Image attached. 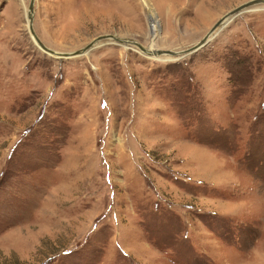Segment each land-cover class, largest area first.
Listing matches in <instances>:
<instances>
[{
    "label": "rangeland",
    "instance_id": "obj_1",
    "mask_svg": "<svg viewBox=\"0 0 264 264\" xmlns=\"http://www.w3.org/2000/svg\"><path fill=\"white\" fill-rule=\"evenodd\" d=\"M249 1L36 0L33 25L181 51ZM29 4L0 0V264H264V4L180 60L56 58Z\"/></svg>",
    "mask_w": 264,
    "mask_h": 264
},
{
    "label": "water",
    "instance_id": "obj_2",
    "mask_svg": "<svg viewBox=\"0 0 264 264\" xmlns=\"http://www.w3.org/2000/svg\"><path fill=\"white\" fill-rule=\"evenodd\" d=\"M35 1L36 0H30V4L28 7V11H27V18L29 20V24H28L29 33L33 37V39L36 41V45L42 51H44L45 53H47L51 56H54L56 58H63V59H73V58H78V57L84 56V55L90 53L96 47L103 44L105 41H107V42L109 41V42H112V44H113V42H115L114 44H117V45L130 44V45L137 46L142 51V53H144L146 55H151V56H155V57H160L162 55H168V56H172V57L180 60L184 57H187L189 55L197 53L198 51L203 49L218 34V32L220 30H222L224 27L227 26V24L230 21L234 20L235 18H237L238 16H240L244 12L250 10L252 7L264 4V0H251L249 2H246L242 5H240L239 7L235 8L234 10L227 13L223 18H221L198 43H196L195 45H193L190 48H187V49H184L181 51H170V50L149 51L147 48H145L140 43H138L134 40L121 38V37H118L116 35H103V36L97 37L91 43H89L88 45H86L85 47H83L77 51L70 52V53H59V52H56V51L48 48L40 40V38L36 34V31H35L34 25H33Z\"/></svg>",
    "mask_w": 264,
    "mask_h": 264
},
{
    "label": "bare ground",
    "instance_id": "obj_3",
    "mask_svg": "<svg viewBox=\"0 0 264 264\" xmlns=\"http://www.w3.org/2000/svg\"><path fill=\"white\" fill-rule=\"evenodd\" d=\"M28 19V18H27ZM29 21V20H28ZM36 42V41H35ZM130 45V44H129ZM137 47V46H136ZM141 51V50H140ZM142 52V51H141ZM162 56H168V55H162ZM170 57H172V56H170Z\"/></svg>",
    "mask_w": 264,
    "mask_h": 264
}]
</instances>
